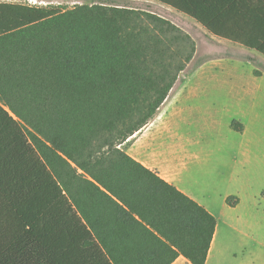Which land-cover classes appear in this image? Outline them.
<instances>
[{"label":"trees","instance_id":"trees-1","mask_svg":"<svg viewBox=\"0 0 264 264\" xmlns=\"http://www.w3.org/2000/svg\"><path fill=\"white\" fill-rule=\"evenodd\" d=\"M151 1L264 57V0ZM194 54L148 11L0 2V264H205L215 217L123 147Z\"/></svg>","mask_w":264,"mask_h":264},{"label":"rangeland","instance_id":"rangeland-1","mask_svg":"<svg viewBox=\"0 0 264 264\" xmlns=\"http://www.w3.org/2000/svg\"><path fill=\"white\" fill-rule=\"evenodd\" d=\"M4 3L70 9L83 4H104L139 9L161 16L186 34L195 44V54L186 71L179 74L171 93L185 100L195 119L190 133L191 150L205 156V170L235 169L230 191L240 194V213L246 215L244 234L233 239L221 264H264V57L259 53L210 35L187 16L151 0H0ZM257 69L259 74L253 73ZM199 70V71H198ZM193 87L195 91L193 93ZM244 88V90L242 89ZM191 95V96H190ZM190 96V97H188ZM262 103V104H261ZM185 110V107H184ZM250 122L249 139L229 129L238 117ZM199 144V145H197ZM237 200L239 197L235 195Z\"/></svg>","mask_w":264,"mask_h":264},{"label":"crops","instance_id":"crops-1","mask_svg":"<svg viewBox=\"0 0 264 264\" xmlns=\"http://www.w3.org/2000/svg\"><path fill=\"white\" fill-rule=\"evenodd\" d=\"M255 71L259 74L257 69L254 74ZM259 76L264 80V72ZM263 87L260 85L256 89L261 92ZM173 89L155 116L140 131L129 137L123 147L133 160L154 172L215 217L216 226L205 264H221V258L231 249L235 235H243L246 226V215L240 213V194L230 191L235 180V169L230 165L229 168L215 172L205 170V156L190 149V133H185V126L189 127L195 120L190 115L192 109L188 106V101H183L186 98L185 87L180 97L175 99L171 96ZM193 89L194 93L195 88ZM255 99L263 101L264 96L258 94ZM252 118L245 120L240 116L235 119L243 126V130L233 131L241 134L245 143L251 142L249 130ZM235 195L239 197L237 204L230 207L226 199L236 197ZM171 264L190 263L179 256Z\"/></svg>","mask_w":264,"mask_h":264}]
</instances>
